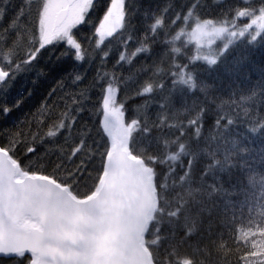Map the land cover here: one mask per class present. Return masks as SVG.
Instances as JSON below:
<instances>
[{
    "label": "snow or ice",
    "instance_id": "snow-or-ice-1",
    "mask_svg": "<svg viewBox=\"0 0 264 264\" xmlns=\"http://www.w3.org/2000/svg\"><path fill=\"white\" fill-rule=\"evenodd\" d=\"M6 6L10 0H0V93L63 46L38 77L61 71L63 58L78 66L99 57L90 87L102 96L91 112L89 87L64 93L57 81L48 92L56 102L42 101L0 142V262L232 264L235 257L236 264H264V171L253 167L244 143L264 138V83L246 91L229 85L225 95L200 75L201 65L215 72L230 57L236 71L249 67L248 52L235 53L264 47V0H191L168 20L170 0L144 12L151 22L141 37L132 0H109L93 25L94 47L78 32L91 24L98 0H21L4 27ZM213 8L219 15H202ZM113 39L121 50L108 69ZM157 42L158 59L132 73L137 57L157 55ZM145 72L151 75L140 82ZM70 75L77 86L85 79ZM129 82L139 86L120 99ZM24 94L0 103V116L19 108ZM138 98L128 116L127 99ZM85 112L99 117L95 129L82 123Z\"/></svg>",
    "mask_w": 264,
    "mask_h": 264
},
{
    "label": "trees",
    "instance_id": "trees-1",
    "mask_svg": "<svg viewBox=\"0 0 264 264\" xmlns=\"http://www.w3.org/2000/svg\"><path fill=\"white\" fill-rule=\"evenodd\" d=\"M136 14L133 18V24L135 25L134 35L136 37H141L144 31L147 29L148 24L151 22L150 19L145 18L144 12H159L160 9L165 7L170 0H132ZM11 7H5L6 16L3 21L4 27H6L14 15L16 9L19 7L21 0H10ZM109 0H98L97 10L91 14V24L88 26H82L78 32V37L85 42L86 47H94V39L93 36V25L98 23L99 18L102 16L103 11L105 10ZM173 7L167 13L168 20L174 17L176 11L180 10V6L184 5L186 7L191 3V0H171ZM229 4L239 3V0H228ZM219 9L213 8L207 12H202V15L207 16H217L219 15ZM167 22V21H166ZM127 35V34H125ZM161 37L160 39H162ZM90 41L92 43H90ZM107 43V42H106ZM135 47V42H129L128 50L131 51ZM112 51L108 58L107 67L108 69H112L115 64L119 52L121 50L120 45L113 39L111 44ZM153 49L157 55L152 56L151 58H140L137 57L136 60L133 61L134 67L131 68V72L135 73L141 66H150L155 60L158 59V56L161 54L163 45L159 42L153 45ZM63 50V46L58 49H55L50 52H46L43 56V59L40 60L39 64L32 71L21 73L17 76L16 80L10 85V87L6 90L5 93H0V103H8L11 105L13 101H15L21 94H24V90L31 89L32 95L28 96L27 94L23 95L24 102L17 109H14L8 118H4L0 116V142H3L7 134L9 132H14L20 130L26 123L28 119L31 118V114L34 113L41 105L42 101L48 99L49 103H55V98H48V92L57 87V81H63L64 93H73L83 89L85 87H89V96L90 99L87 101L88 107L91 112H95L97 110V106L101 101L102 92L99 86L90 87L93 77L95 76L97 66L99 65V57L94 60L91 64L85 62L81 65H76L75 62L71 59L63 58L60 63L62 64V70L50 74L48 79H43L42 77H38V73L45 68L50 67L48 57L52 56L55 58L59 55L60 51ZM241 51L248 52L249 55V67H245L243 71H236V65L234 64V58L230 57L225 65H222L215 72L209 73L204 70L203 65L200 66V75L202 79H207L210 82H215L217 85L223 86V92L225 95L230 91L229 85L231 88L236 89L237 91H246L247 89L264 83V47L257 45L254 48H251L250 51L244 48L243 46L240 49L236 50L235 55L239 56ZM76 70L85 73V79L80 82L79 86L74 85L71 79V73ZM125 77L129 75V66L124 65L120 70ZM119 74V73H118ZM151 73L145 72L139 76V81L143 82L147 79ZM35 81V83H33ZM138 84H132L129 82L128 85H122L119 98L125 99L128 96H131L135 91ZM62 94L61 90L58 89L56 96L59 97ZM159 95H157L156 99L159 100ZM143 98H138L136 100L127 99V108L129 109L128 116L133 115V109L135 105L140 102ZM60 106L63 107V101H60ZM176 107H180L179 100L176 101ZM157 107L153 105L149 108V113L151 115H155L157 112ZM264 111V109H261ZM91 112H85L82 115V123H87L89 127L96 128L97 122L99 120L98 116H94ZM207 128V124L205 125ZM243 131V128H241ZM93 136H96V133H92ZM99 139V137H96ZM251 143L249 144L248 140H245L244 143L248 145L251 149V155L254 158L253 167L264 171V162H262L259 158V150L264 147V138L260 136L250 137ZM237 200L239 198H236ZM248 213L247 208L243 209V214L246 216ZM237 214L240 215V210L237 209ZM3 264V262H0ZM232 264H236V258L232 257Z\"/></svg>",
    "mask_w": 264,
    "mask_h": 264
}]
</instances>
